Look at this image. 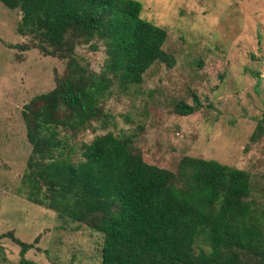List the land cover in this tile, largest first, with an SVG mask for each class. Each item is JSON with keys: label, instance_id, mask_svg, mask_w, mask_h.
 <instances>
[{"label": "trees", "instance_id": "16d2710c", "mask_svg": "<svg viewBox=\"0 0 264 264\" xmlns=\"http://www.w3.org/2000/svg\"><path fill=\"white\" fill-rule=\"evenodd\" d=\"M0 2L21 12L17 32L30 37V44L10 48L67 60L54 89L24 106L31 152L17 196L101 234L100 264H264V203L251 198L249 172L191 156L173 172L147 164L131 136L106 132L78 140L93 122L106 129L110 116L103 105L113 84L127 92L153 65L175 64L163 48L166 30L141 18L139 1ZM99 43L105 60L96 74L74 53L88 44L96 51ZM200 106L196 97L193 105L180 100L173 112L187 116ZM263 136L264 112L249 140ZM3 238L22 258L39 242L13 232Z\"/></svg>", "mask_w": 264, "mask_h": 264}, {"label": "rangeland", "instance_id": "374dc122", "mask_svg": "<svg viewBox=\"0 0 264 264\" xmlns=\"http://www.w3.org/2000/svg\"><path fill=\"white\" fill-rule=\"evenodd\" d=\"M141 18L167 32L164 50L172 68L155 64L143 82L127 92L115 84L103 105L106 129L93 122L78 137L89 142L111 132L131 136L143 160L175 172L185 156L215 160L251 175V198L264 203V136L250 142L264 112V0H137ZM21 12L0 2V234L20 240L39 238L36 249L19 254L0 239V264H100L102 235L15 194L31 152L22 119L24 106L54 89L67 60L20 52L30 44L17 27ZM79 64L96 74L103 69L104 47L75 50ZM259 75V78L256 76ZM201 104L194 113L173 112L180 100ZM94 128V130L92 129Z\"/></svg>", "mask_w": 264, "mask_h": 264}]
</instances>
